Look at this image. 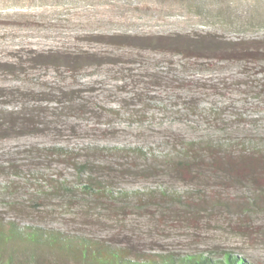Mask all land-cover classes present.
Instances as JSON below:
<instances>
[{
	"label": "rangeland",
	"instance_id": "obj_1",
	"mask_svg": "<svg viewBox=\"0 0 264 264\" xmlns=\"http://www.w3.org/2000/svg\"><path fill=\"white\" fill-rule=\"evenodd\" d=\"M27 108L55 115L34 131H0L1 219L133 239L145 250L242 251L264 264V209L201 214L195 226L78 192L55 195L36 181L57 174L75 185V171L26 151L60 144L158 152L175 150L182 136H264V0H0V111L16 118ZM215 111L231 127L205 115ZM158 185L190 187L123 173L115 187Z\"/></svg>",
	"mask_w": 264,
	"mask_h": 264
},
{
	"label": "trees",
	"instance_id": "obj_2",
	"mask_svg": "<svg viewBox=\"0 0 264 264\" xmlns=\"http://www.w3.org/2000/svg\"><path fill=\"white\" fill-rule=\"evenodd\" d=\"M197 112L190 105L187 112ZM0 111V131L29 132L50 126L55 112L27 108L13 118ZM213 124L226 125L219 112L205 114ZM176 149L151 152L141 147L92 145L87 150L60 144L31 147L26 151L56 166L75 171L70 185L57 174L41 176L36 183L55 195L105 202L109 208L122 207L171 216L197 226L201 214L240 217L255 208L264 209V136L214 135L180 137ZM167 176L189 183L177 190L171 185L141 189L116 188L119 174ZM40 181V182H39ZM240 192L231 196V192ZM78 192V193H77ZM243 194V195H241ZM82 197V198H83ZM246 227L245 222H236ZM240 254V255H238ZM239 253L209 250L182 252L173 249H141L133 239L115 241L69 233L33 224H19L0 218V264H259Z\"/></svg>",
	"mask_w": 264,
	"mask_h": 264
}]
</instances>
